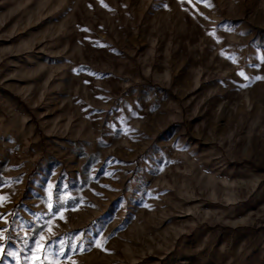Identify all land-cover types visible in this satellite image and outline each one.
Instances as JSON below:
<instances>
[{
    "label": "rangeland",
    "instance_id": "obj_1",
    "mask_svg": "<svg viewBox=\"0 0 264 264\" xmlns=\"http://www.w3.org/2000/svg\"><path fill=\"white\" fill-rule=\"evenodd\" d=\"M0 264H264V0H0Z\"/></svg>",
    "mask_w": 264,
    "mask_h": 264
},
{
    "label": "snow or ice",
    "instance_id": "obj_2",
    "mask_svg": "<svg viewBox=\"0 0 264 264\" xmlns=\"http://www.w3.org/2000/svg\"><path fill=\"white\" fill-rule=\"evenodd\" d=\"M257 79H259V77ZM41 240H43V237H41Z\"/></svg>",
    "mask_w": 264,
    "mask_h": 264
}]
</instances>
